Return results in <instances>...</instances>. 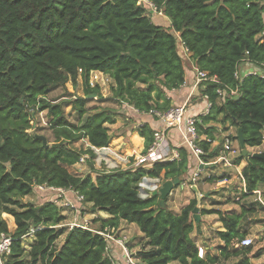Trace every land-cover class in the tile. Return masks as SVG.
<instances>
[{"label": "trees", "instance_id": "obj_1", "mask_svg": "<svg viewBox=\"0 0 264 264\" xmlns=\"http://www.w3.org/2000/svg\"><path fill=\"white\" fill-rule=\"evenodd\" d=\"M149 1L169 19V26L153 22L157 12L137 0H0V235L12 240L3 264H112L107 242L98 231L116 229L120 220L134 223L143 234L146 247L136 251L142 264H212L230 257H238L235 264H252L250 256L262 252L234 245L245 234L239 228L241 215L202 210L216 213L224 230L217 231L223 242L218 255L200 258L190 237L196 198L174 212L167 198L159 207V196L141 197L139 183L144 177L161 178L163 172L164 180L178 178L181 183L188 170L184 147L176 148L177 159L101 172L95 180L88 173H70L66 167L85 154L94 156L91 149L77 150L72 143L87 139L90 146L103 148L112 138L105 124L115 123L116 111L86 106V96L101 97L100 86L89 83L91 71L111 77L112 98L139 112L171 107L166 91L184 84L187 63L171 30L179 33L195 67L219 81L203 83L202 95L211 102L209 112L196 123L203 136L199 142L203 160L219 153L211 147L216 138L210 125L219 116L236 133L241 129L245 146L262 144L264 74L237 80L234 72L243 60L264 72L263 0ZM78 76L82 96L61 102L48 98L54 86L68 80L76 86ZM217 88L223 89L222 95H217ZM229 89L236 93L230 95ZM67 105L74 118L66 113ZM41 110L47 112L45 128L53 138L50 144L46 141L47 147L28 133L30 121ZM135 130L144 138L145 153L154 130L146 122ZM242 159L247 161L241 171L245 189L253 191L261 184L264 198V158L240 153L234 163ZM146 164L151 167L146 169ZM37 185L73 190L82 196L77 208L90 204L110 218L100 221L97 229L68 228L56 203L46 200L35 205L21 199L33 191L43 193ZM2 213L13 217L14 231L10 232ZM32 229L34 237L26 251L22 238Z\"/></svg>", "mask_w": 264, "mask_h": 264}, {"label": "rangeland", "instance_id": "obj_2", "mask_svg": "<svg viewBox=\"0 0 264 264\" xmlns=\"http://www.w3.org/2000/svg\"><path fill=\"white\" fill-rule=\"evenodd\" d=\"M148 7L150 6L148 5ZM149 15L152 16L150 13ZM152 19H153V22H159V20L156 19V17H152ZM261 39L264 40L263 32L261 33ZM259 71H260L259 73L264 74V72H261V69ZM89 83L91 85L98 84L100 86L101 97L100 96L97 97L95 94H90L86 96V99H87L86 106L105 108V109L116 111V114L114 116L115 123L105 124L109 128V133L112 137L111 138L112 140H110L111 142L108 144V146L105 149L90 146L87 139H81V140H78L72 143L71 146L77 150L91 149L92 152L94 153V156L90 157L89 154H85L82 156L83 157L82 161L80 160L78 163H75L74 165H66V167L70 173H73L75 175H84L88 173L91 175L92 179L95 180L96 176L99 173L103 172L104 170H109V169L113 170V169L120 168V166H116V165L109 166L108 164L107 158L110 157L109 156L110 154H112L111 151H114L115 149L114 147L110 149V146H112L111 143H113V140L117 136V134L123 131L124 128H128L129 130L131 127H133L135 120L127 115L128 111L126 110V106H127L126 103H122L112 98L110 87L114 85V81L111 77L99 71H91L89 74ZM140 87H144V86L140 85ZM82 95H83L82 78L78 76L76 86L73 85L71 80H68L64 85H57V86L52 87L48 95V98L51 99V101L61 102V101H67L68 99L73 98L75 96H82ZM65 111L70 118H74V112L71 109L70 105L66 106ZM47 121H48V115H47L46 110L38 111L34 115L32 120L30 121L31 128L28 129V133H32L37 136L38 135L44 136L46 141L49 142L48 144H50L53 138L49 130L45 128ZM210 125L214 126L213 129H214V135L216 138L215 140H216V145H217L216 147L218 148V152L222 150L225 136L227 135L229 137L231 145L235 150V152L230 154L229 157L234 162L237 159V156L241 153L239 143L237 140L234 139L236 135L235 127L229 121L222 122V116H219L218 121L215 123H210ZM231 126L233 127L230 128ZM211 147H215V146L211 144ZM246 149L251 153L257 152V151L249 150L247 146H246ZM259 149H261V146ZM142 151H143V148L140 151V153H143ZM133 157L135 159L138 158L137 155H134ZM210 165L211 164L207 166H210ZM212 168L216 169L213 175L215 178L213 182L205 181L204 178L207 177V175L204 174V172L203 173L197 172L198 175L195 177H193L194 173L192 175L188 174L189 176L184 175L182 177L181 183L179 184L180 186L177 188L174 187L175 189L172 190L173 194L169 196L170 200L168 204V207L170 209L175 208V207L177 208L178 205L186 202V200L189 199V197H192V196L195 197L194 195H192L191 186L192 185L198 186L201 194H203V198L201 200V206L199 207L198 212H197L199 216V221H195V219L193 218L195 229L192 235L195 237L196 241L204 247L208 245L210 246V244L215 243V241L211 239L217 236L216 231H217V228L220 227V225L216 223L215 214H209L208 212L204 215V213H202V210L213 211V209H220L219 205L222 204L223 201H226L225 199L227 195H231V194H226L225 192L226 188L228 186L233 185L235 187V193H240V189L238 188L239 187L238 183L242 181L241 177L239 175L237 176L235 172L236 170L234 168L231 169L227 166H224V165L222 166L220 163L213 164ZM196 171H199V170H196ZM207 173H209V175H212V173H210L209 170L207 171ZM225 174L228 175V177H226V179L224 180L223 179L224 177H222V175H225ZM163 181L164 179L162 177L160 179H155L154 182H150L148 177L142 178V180L139 183V193L141 197H147V196L152 195V191L159 188ZM47 191L49 190H46V192ZM68 193H69L68 191L62 192L60 190H57V191L54 190V191H49V194L45 193V191L40 194V193H36L33 191L32 194L25 195L21 199L24 202L32 203L35 205L43 203L46 200L56 203L61 208L62 214L65 215V219L63 220V225H65L68 228H70L69 226L73 223L74 219L76 218L74 216L78 214L80 217L87 216L88 217V220H87L88 227L97 229L99 224L94 225L93 223H94V220L96 219L99 220L98 217L102 215L100 211L97 209L91 210L90 209L91 206L85 203L82 204L83 205L82 208L80 209L77 208V202L79 201H76V200L71 201L72 198L69 197ZM229 197H231V200L233 202L239 201L235 199L236 197L235 195H231ZM253 199H254V196L244 201L253 200ZM72 205L74 207H72ZM259 210L260 211H257L253 215L249 216L250 220H252L254 223H257L253 231L249 235V237L253 239V244L251 246L252 252H255L257 250L264 251V235H262L258 231L260 226H264V220L261 219V216L262 215L264 216V212H262L264 210H262L261 208H259ZM1 216L3 219L6 220L10 232L14 231L16 228V225L14 223L13 217L7 213H2ZM84 221H85V218H83L82 220L77 219V222L81 224H84ZM133 225L136 226L134 223ZM115 233L116 232L112 234H115ZM134 233H136L135 230L128 229V231L126 232L128 239ZM117 234L120 235V232H118ZM33 237L34 236L32 232L30 233V235L22 238V246L24 247L26 251L29 250L30 243L32 242ZM62 239H63V236L59 240H62ZM129 242H131L129 247L135 251L146 247L145 241L140 238H131V240L129 239ZM235 261L236 259L230 258L229 260L222 262L221 264H235ZM256 262L258 264L259 263L264 264V258Z\"/></svg>", "mask_w": 264, "mask_h": 264}, {"label": "crops", "instance_id": "obj_3", "mask_svg": "<svg viewBox=\"0 0 264 264\" xmlns=\"http://www.w3.org/2000/svg\"><path fill=\"white\" fill-rule=\"evenodd\" d=\"M153 17H156V19L159 20V22H157L158 24H161L163 26H169V24H170L169 19L166 16H164L162 14V12H157V14L154 15ZM171 33L177 38L179 49L182 50L183 53H185V56L187 57V63L185 66L186 74H185L184 84L178 89L166 91V94H167L168 98H170V100H171V106L180 105V104L187 102V104H188L187 113L200 118L201 112L203 111V108H204L206 102L208 101L204 97V95H202V89L204 88V84H203L204 82H199V83L196 82L195 70L197 68L195 67L191 58L189 57V53L187 52V50L184 49L183 44H182L180 37H179V33L175 32L174 30H171ZM237 69H238L239 75L244 76L245 74H247V73H249L255 69L260 70V67L256 66L253 63H250L246 60H243L239 64ZM261 72H263L262 69H261ZM259 74H262V73H259ZM126 110L128 111V114L127 113L126 114L128 116H130L132 119H134L135 123H134L133 127H131L129 130H128V128H124L123 131H121L120 133L117 134V136L113 140V143H111L112 146H110V149H112L113 147L115 149H114V151H111L112 154H110L109 155L110 157L107 158L109 166H113V165L120 166V169H126V168L134 167V157L133 156L134 155H137V156L140 155L141 154L140 151L142 150V148L144 149V138L138 134L137 130H135V127L139 123L146 122V123H148V125L153 130H155L156 128H159L160 123H161L156 115H152L150 113H145V112H139L136 109H134L132 106L127 105ZM232 127L233 126H231L230 128H232ZM166 136H167V144L169 145V147H171V149L172 148L176 149L177 147H184L187 151L188 170L185 173V175H188V174L192 175L196 170H199L197 172H200V173L204 172V174H206L207 177L211 176L214 178L213 175H214V172L216 171V169L212 168L213 164L210 166H207V165H204V167L201 166L198 163L197 159L194 156H192V154L190 153L188 148L182 144V138H181V135L177 129H175V128L169 129L166 133ZM202 137L203 136H201V139H202ZM212 145L215 147L217 146L216 140L212 143ZM260 146H261V149H259ZM105 148L106 147H103L102 149H105ZM247 148H249V150H252V151L264 152V140H263L262 144L259 146H254V147L247 146ZM229 160L231 161V164L224 165V166H227L231 169L234 168L236 170L235 172H236L237 176L239 175L241 177L242 181L240 183H238V186H239L238 188L240 189L241 194L235 193V187L233 185L228 186L225 190L226 194L235 195L236 196L235 199H237L239 201L233 202L231 200V197H229L231 195H227V197L225 199L226 201H223L222 204L219 205L220 209H218V210H221V211L226 212V213H234V214L241 215L240 220H239L240 231L245 232L244 237L245 236L249 237V235L253 231L255 225H257V223H254L252 220H250L249 216L253 215L257 211H260L259 208L264 210L263 186L261 184H259L257 186V189H255L253 191H247L245 189L244 179H243L242 174H241V171L246 166L247 161L245 159H242L239 163H234L230 159V157H229ZM147 162H149V161H147ZM220 164L223 166L222 163H220ZM150 167H151V164H146V166H145L146 169H149ZM208 170L210 173H212V175H209V173H207ZM108 171H111V170L110 169L104 170L103 172H108ZM161 177H163V172L161 173ZM222 177H224L223 179L225 180L226 177H228V175L225 174V175H222ZM148 178H149L150 182H154L155 179H160V178H150V177H148ZM204 179H206V178H204ZM214 180H215V178H214ZM205 181H207V180H205ZM213 181H211V182H213ZM206 184H208V183H206ZM179 186L180 185L178 183V185H176L174 187L177 188ZM174 187L172 188V190L175 189ZM172 190L170 191V193L166 197L168 199L167 205L169 204V200H170L169 196H171L173 194ZM68 192H69L68 193L69 197L73 198V194H74L73 191L70 190ZM192 195H194L193 191H192ZM253 196H254L253 200L244 201V200L251 198ZM258 197H260L261 201L258 200ZM191 198H193V196L189 197V199H187L186 202H184L183 204L178 205L177 208L175 207V208H171V209L174 212H179V210L183 206H185ZM87 205L90 206V204H87ZM90 209L94 210L95 208L90 207ZM213 210H215V209H213ZM262 212H264V211H262ZM100 213L102 215L99 217L97 215V217L99 218V221L94 222L93 223L94 225L99 224L100 221H102V220H106V219L110 218V215L106 214L105 212L100 211ZM205 214L206 213H204V215ZM209 214H215L216 223H218L220 225V227L217 228V231L224 230L222 223L218 219V215L214 212H211ZM74 217H76V219H81V220L83 218H85V221L88 220L87 216L80 217L78 214ZM261 219L264 220L263 215L261 216ZM128 229H133L136 231V233H134L131 237H129L130 240H131V238H140V239L145 241V238L143 237V234L139 231L138 227L134 226L133 223H128L127 221H124V220L119 221L118 226L116 227L114 232H116L115 234L120 232V235H126V232L128 231ZM194 229H195V226H194ZM194 229H193V231H194ZM193 231L190 233V237L195 241L197 247L202 246L196 241L195 237L192 235ZM217 231H216V234H217ZM258 231L262 235H264V226H260ZM211 240H214L215 243H212V244H210V246L208 245L206 247L202 246L205 250V255L207 253H210L212 256L218 255L217 254L218 253V247L220 245H223V242L218 237V235L215 238H212ZM239 241H240V239L237 240V242L234 243V245L236 247H243V246L239 245ZM130 244H131V242H129V245ZM109 253H110V255H112V257L116 256V258L121 262V260H120L121 255H120V250L118 247H116L114 245L111 246ZM205 255H204V257H205ZM250 255H252V254H250ZM204 257H202V258H204ZM230 258H234V259H236V261L238 259V257H230ZM230 258L221 259V260L219 259L218 261H216L212 264H221L222 262H225V261L229 260ZM262 258H264V251H262L259 256H250V261L252 264H258L256 261L262 260ZM175 264H177V263H175Z\"/></svg>", "mask_w": 264, "mask_h": 264}, {"label": "built area", "instance_id": "obj_4", "mask_svg": "<svg viewBox=\"0 0 264 264\" xmlns=\"http://www.w3.org/2000/svg\"><path fill=\"white\" fill-rule=\"evenodd\" d=\"M147 3L150 8L156 12V8L150 2L149 0H137V3ZM264 2V0H263ZM264 33V31H263ZM261 69V68H260ZM259 70L255 69L247 74H259ZM245 74V75H247ZM235 79L239 80L243 76H240L238 73V69L234 72ZM195 80L197 83L199 82H219L217 76L215 75H209L207 71L196 69L195 70ZM91 85V84H90ZM223 89L217 88L216 93L217 95L223 94ZM230 95H233L236 93L235 89H229ZM204 97L207 99V95H204ZM211 106V102H206L203 111L201 112V115H205L209 112ZM188 111V104L187 102L180 104V105H174L171 106L169 109L165 111H157V110H150L149 112L156 115L158 119L160 120V126L159 128H156L153 131V141L148 148V150L145 153H141L138 155V158H134V166H137L141 162L149 161V162H156L159 160H173L178 158V151L175 148H170L167 144V136L166 133L169 129H177L178 132L181 135L182 138V144L185 145L192 156H194L198 163L203 165H209V164H216V163H222L223 165H229L231 164V161L229 160V155L234 153L235 150L231 145L229 137L226 135L224 142H223V148L222 150L213 158L209 159L208 161H203L202 155L204 154V151L202 147L200 146L199 142L201 140V136L197 132L196 123L200 122V118L194 115H190L187 113ZM80 160H83V157L80 158ZM197 171L194 172L193 177L197 176ZM37 188L42 191H54V190H60V191H70L69 189H64L60 187H53V186H47V185H37ZM73 191V190H71ZM258 192V191H257ZM73 198L71 201H82V196L78 195L77 192L73 191ZM258 200L261 201L260 197H258ZM72 207H74L72 205ZM80 209V208H79ZM80 211V210H79ZM78 211V212H79ZM77 226L81 227L83 229H88L87 221H84V224L78 223L77 219L75 218L73 223L69 226L70 228ZM115 229L111 228L109 230L104 231H98L100 235L104 237V239L107 242L106 250H110L111 246H116L120 250V260L121 262L116 258V256L109 255L112 257L113 261L112 264H142L140 259L136 255V251L131 249L129 247V239L126 235H119V234H112L114 233ZM33 232V229L30 233ZM29 233V235H30ZM11 238L7 234H1L0 235V264H3L4 261V255L9 253L10 251V245H11ZM253 244V239L251 237L245 236L239 241V245L243 247H248ZM205 250L202 246L197 247V256L198 257H204Z\"/></svg>", "mask_w": 264, "mask_h": 264}, {"label": "water", "instance_id": "obj_5", "mask_svg": "<svg viewBox=\"0 0 264 264\" xmlns=\"http://www.w3.org/2000/svg\"><path fill=\"white\" fill-rule=\"evenodd\" d=\"M236 137H237V141L239 143L240 146V151L242 156H246V157H257V158H264V152H254L251 153L246 149L245 143H244V138L242 135V131L240 128L237 129V133H236ZM37 138L41 139L43 142V145L45 147L48 146L46 139L44 136H37ZM179 180L178 178H175L173 180L171 179H166L162 182L161 186L159 188H157L156 190L152 191V195H158L159 199H158V205L159 207H163L164 206V200L165 198L168 196V194L170 193V191L172 190V188L176 185H178ZM191 190L194 193V196L196 198V205L192 210V214L194 215V219L195 221H199V216H198V209L201 206V200L203 198V194H201L200 190L197 188L196 185H192L191 186Z\"/></svg>", "mask_w": 264, "mask_h": 264}]
</instances>
